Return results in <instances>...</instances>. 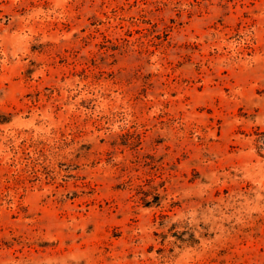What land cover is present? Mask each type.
<instances>
[{
	"label": "rangeland",
	"instance_id": "374dc122",
	"mask_svg": "<svg viewBox=\"0 0 264 264\" xmlns=\"http://www.w3.org/2000/svg\"><path fill=\"white\" fill-rule=\"evenodd\" d=\"M0 264H264V0H0Z\"/></svg>",
	"mask_w": 264,
	"mask_h": 264
}]
</instances>
